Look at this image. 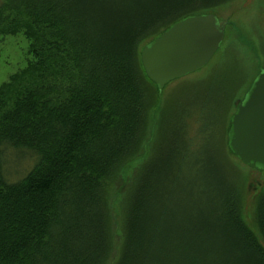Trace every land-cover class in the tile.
Listing matches in <instances>:
<instances>
[{
  "label": "trees",
  "instance_id": "1",
  "mask_svg": "<svg viewBox=\"0 0 264 264\" xmlns=\"http://www.w3.org/2000/svg\"><path fill=\"white\" fill-rule=\"evenodd\" d=\"M232 1L0 0V33L22 32L32 54L0 86V264H264V187L254 229L227 152L243 162L222 143L264 67L250 75L245 55L222 118L210 92L157 107L141 61L175 22ZM16 150L35 163L10 182Z\"/></svg>",
  "mask_w": 264,
  "mask_h": 264
},
{
  "label": "rangeland",
  "instance_id": "2",
  "mask_svg": "<svg viewBox=\"0 0 264 264\" xmlns=\"http://www.w3.org/2000/svg\"><path fill=\"white\" fill-rule=\"evenodd\" d=\"M215 14L221 19H228V23L229 20L234 22L226 28L227 35L223 41L224 44L222 43V49L217 55L215 54V58L213 57L204 68L167 84L158 94L157 107L163 105L167 100H171L174 104H186L189 100L195 102L194 100L197 97H200L201 100L204 98L214 99V96L219 94L218 97L221 100L220 109L223 112L222 118H224V111H227L230 102L228 99L229 94L233 93L236 83L246 77L242 67L245 55H247V58L244 60L243 65H245L246 69L250 70V75L254 74L257 64L258 67H264L262 51V44L264 42V2L262 0H234L218 7ZM228 50L232 54L229 57H227ZM226 57L227 59H225ZM31 59L30 41L22 32L16 35L0 33V86L8 82L12 75L23 70ZM199 80L203 84L193 88V83ZM184 85H189L188 89H181ZM223 90L225 93L221 94ZM207 92H210L214 96H208ZM235 112V106L229 109L228 127L230 117ZM178 117L179 114L176 113L175 124L178 122ZM205 126L206 123L203 127ZM225 137L226 140L223 142ZM227 140V134H224L222 136V143L227 148L226 152L227 150L229 151ZM16 151L17 153L14 155L8 151L7 159L4 161L6 177L10 182L23 178L35 163L34 159H31L30 162L23 159V162V156L20 154L22 150ZM227 155L238 166L240 175L245 176L244 193H247L248 198L246 201L248 200L247 205H249V209H246V220L256 229L254 217H252L253 195H255L254 191L257 188L261 186V190L264 187V171L257 172L252 170L249 166L241 163L230 151L227 152ZM136 163L137 161L134 163V166L130 167L129 165L126 167L125 175L123 174L121 178V186L117 188V191L122 192L126 190L129 180L128 173L136 171ZM259 182L261 183L259 184Z\"/></svg>",
  "mask_w": 264,
  "mask_h": 264
},
{
  "label": "water",
  "instance_id": "3",
  "mask_svg": "<svg viewBox=\"0 0 264 264\" xmlns=\"http://www.w3.org/2000/svg\"><path fill=\"white\" fill-rule=\"evenodd\" d=\"M228 19L215 13L189 15L146 44L141 61L159 90L204 68L221 47ZM229 146L251 169L264 171V71L254 80L231 119Z\"/></svg>",
  "mask_w": 264,
  "mask_h": 264
}]
</instances>
